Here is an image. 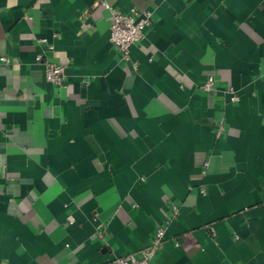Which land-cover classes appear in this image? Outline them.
Instances as JSON below:
<instances>
[{
    "label": "crops",
    "instance_id": "1",
    "mask_svg": "<svg viewBox=\"0 0 264 264\" xmlns=\"http://www.w3.org/2000/svg\"><path fill=\"white\" fill-rule=\"evenodd\" d=\"M103 1L0 0V264H264V0Z\"/></svg>",
    "mask_w": 264,
    "mask_h": 264
},
{
    "label": "built area",
    "instance_id": "2",
    "mask_svg": "<svg viewBox=\"0 0 264 264\" xmlns=\"http://www.w3.org/2000/svg\"><path fill=\"white\" fill-rule=\"evenodd\" d=\"M102 3L109 7L112 12L113 22L109 28V40L115 47L119 58L121 60L129 59V47L131 44L139 42L143 38L144 29L150 25L152 20V12L150 10H137L132 8L129 12H121L108 6L103 0ZM3 63H8L6 57H1ZM36 61L42 62L45 69L46 80L54 85H60L66 73V64H58L43 60L41 55L36 56ZM214 85V77L208 76L207 80L203 83L202 89L211 91ZM230 101H237L238 96L232 87L225 90ZM206 164V163H205ZM203 191V190H201ZM170 216L174 217L178 213V206L176 204L170 205ZM96 220V215H94ZM69 221L72 217L69 216ZM168 220L159 225L152 236L150 243L137 252L128 253L124 256L116 258L117 264H154V259L158 248L165 238Z\"/></svg>",
    "mask_w": 264,
    "mask_h": 264
}]
</instances>
